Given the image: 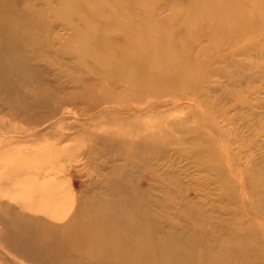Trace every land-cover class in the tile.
Segmentation results:
<instances>
[{
    "label": "bare ground",
    "instance_id": "1",
    "mask_svg": "<svg viewBox=\"0 0 264 264\" xmlns=\"http://www.w3.org/2000/svg\"><path fill=\"white\" fill-rule=\"evenodd\" d=\"M132 1L126 5L124 0H0V259L5 264H22L18 256L37 264H264V230L257 231L261 225L253 217L259 212L264 216V152L259 151L264 140L257 149L240 145L242 132L226 129L238 123L236 118L218 116L213 120L227 141L222 150L201 127L190 123L189 111L180 114L185 107L200 108L201 104L189 101L193 98L186 97V105L177 102L173 106V100L171 110L154 104L140 109L116 108L110 102L125 97L113 98L109 89L106 93L105 86L96 81L97 76L83 70V65H92L83 53L87 54L94 41L104 63V53L121 60L124 68L142 63L135 53L136 40L106 31L109 21L124 7L136 10L145 3ZM251 1L216 0L219 4L200 18L203 22L219 18L216 32L238 45L248 29L264 27L257 23L256 11L248 9L253 6ZM192 2L199 7L211 0ZM105 6L112 13L108 17L102 15L108 10ZM88 27L91 32L87 37L94 36V41L84 42L83 49L69 48ZM206 31L211 34L210 27ZM258 38L243 52L256 55L258 48L264 47V37ZM180 42L172 44L178 58L176 84L193 94L201 88L198 96L203 98L217 93L219 85L209 78L210 70L202 80L187 76L185 71L192 69L193 60L200 61L202 56L190 51L189 60H184L189 49ZM235 47L231 58L219 56L233 66L243 60L241 47ZM155 48L156 43L149 52L158 54ZM131 54L138 59L132 60ZM167 54L164 51L159 56ZM242 71L247 78L246 70ZM226 75L222 71V76ZM150 94L160 96L162 92ZM72 113L77 117L65 127L74 130H60ZM255 118L261 121L258 115L240 117L248 138L264 136L260 129V133L252 130L255 122L248 126ZM254 148L259 155L249 154ZM72 149L80 150L85 163L97 170L89 186L62 173L71 166L66 158ZM210 152L211 160L207 159ZM179 159L190 162L176 163ZM144 167L161 176L166 194L177 201L175 208L181 211L177 220L163 211L165 207L159 209L163 195H147L142 185L134 184L135 172ZM192 167L228 185L229 195L236 193V174L244 183L238 196L252 191L257 198L243 203L239 199L235 216L218 218L214 211L209 212L207 203H198L193 193L188 196L183 178ZM98 187L107 188L105 198L98 193L88 195ZM20 189L23 193L15 200L3 198L5 193ZM245 222L248 230L242 227Z\"/></svg>",
    "mask_w": 264,
    "mask_h": 264
},
{
    "label": "rangeland",
    "instance_id": "2",
    "mask_svg": "<svg viewBox=\"0 0 264 264\" xmlns=\"http://www.w3.org/2000/svg\"><path fill=\"white\" fill-rule=\"evenodd\" d=\"M124 1H126V5L133 4L132 0L130 2L127 0ZM144 1L145 3L143 7L136 10H129L124 7L118 14H116L112 21H109L108 26H106L109 27V29L106 30L108 34H112L113 36H119L122 38L126 35L136 41H139V39L142 38L140 43L136 41L134 43L137 47V51L135 53L139 54L140 60H142L139 67L129 66L124 68L122 67L124 64L121 60H117L116 58L114 59V56L105 55V53L103 54L106 59L105 63L99 60L100 52L96 47L94 36L87 37V35L91 32L90 27H88L86 31L81 32L76 39L71 41L69 44V48L77 50L78 48L83 49L82 46L84 42L94 41L91 49L87 51V54L83 53V55H86L85 57H87L89 62H91L95 67H91L92 65H83V70L92 76H97L96 81H99L105 86L103 89L106 93H108L109 89V93L113 96V98L120 99L125 97L124 99H126L119 102H110L109 105L115 106L116 108L131 107L140 109L150 107L154 104L159 106L158 109H167L168 107V110H171L177 102L184 105H186L189 101L194 103L197 102L201 104L200 108L190 110V107H185L186 110L180 114H189L190 112L192 115L190 123L195 127H201L202 130L205 131L206 136L215 139V144L219 148L221 146V149L223 150V147L227 146V141L223 138L220 127L215 124L213 119L218 116L224 118L225 115H231L236 118L238 123L235 126H232L231 124L226 129L229 131H231V129L236 130L237 132L241 131L243 136L240 135L238 143L247 147L255 146L257 149L258 145L263 143L264 136L262 137L255 134L254 136H250L248 138L246 128L240 123V117L247 116L248 119H251L254 115H258L261 121L257 122L255 118L248 124V126H252L253 122H255L256 125L252 127V130L260 133V129L264 133V47L258 48L256 55H250L247 52H243V50L244 48H247V51H249L250 47L254 45V42H258V37H264V27L263 29L258 26V28L251 27L246 31L243 41L238 42V45H236L225 41V35L222 36L216 32L215 25L219 22V18L216 19L214 17H210L206 22H203L200 18V15H204L203 12L207 13V11L211 9L215 3H217L216 0H211L209 5L205 3L199 7H196L192 0ZM262 1L263 0H254L251 1L253 6L250 7V5H248V9L256 11L257 23L260 24H264V4H261ZM245 7L246 6H244V8ZM105 9H108V6H105ZM109 13L110 9L105 12L102 11V15L105 17L112 14ZM78 14L81 18L87 17L83 16L82 13ZM107 14L109 15L107 16ZM106 21H108L107 18L105 19V22ZM83 22L86 23L83 20H81L80 23ZM209 27L211 34H208L206 31ZM202 39L203 41H201ZM175 41L178 43L181 41V45H184L185 49H189L185 52V56L183 57L184 60H189L190 51H192L195 56L196 54L198 57L202 56L200 61L193 60L192 69L185 71L187 76L193 74L198 78V80H202L205 75V71L210 70L211 75H209V78H211L214 83L219 85L217 93H211L208 98H203L198 96V92L201 88L195 91L197 94H193L191 92H186L184 89L185 86L183 87L176 84L175 77L177 78L178 76L176 72V63L178 58L176 57L175 47L172 46ZM155 43V49L158 54H156L155 51L154 53L149 52L153 49V44ZM235 46H237V48L241 47V52L243 53L240 58H243V60L240 64L233 66L229 63V60L223 61L219 56L220 53H222L231 58L233 56L231 52L236 48ZM164 51H167L168 54L165 58H161L159 54ZM133 55L134 54H131L129 57H132V60L136 61L138 58ZM235 58H237V55H235ZM104 69L107 70L108 77L106 76V71ZM242 70H246L245 72L248 75L245 79L243 78L244 72ZM222 71H225L227 75L222 76ZM113 85L116 86L115 90L112 89ZM154 90H161L162 95H151L150 93ZM186 97H191L193 99L187 101ZM245 99L249 101V105L251 104L250 108L246 105ZM173 100H175L174 105L171 104ZM210 101L214 102L215 105L209 106ZM131 104L133 105L131 106ZM171 115L173 117L174 113L172 112ZM75 116L76 115L72 113L71 116L66 118V123L63 126L64 129L60 130L64 132H72L74 129H66L65 126L72 123ZM146 118L149 119L148 117ZM54 130L55 129H53V131ZM215 131L218 132L216 133ZM53 133H55V131L52 132V134ZM216 134H219L222 138ZM73 143L76 145V141H73ZM18 146H22V143L18 144ZM99 146L104 148V145ZM255 148L253 150H249V154L253 153L252 156L259 155L256 154L258 152ZM259 151L264 152V147ZM80 152L81 151L77 149L70 150V154L66 159L70 160L69 165L71 166H69V169L63 171L62 173H66L68 177L78 180L83 184H88L89 186L93 183L92 175L96 174L97 170L93 168L91 164L85 163L86 159H82L83 156ZM209 155L210 158L207 159L211 160L214 158L211 152ZM194 160L198 159L194 157ZM178 161H180V159ZM205 161L208 162L209 160ZM183 162H190V160H181L176 163ZM59 165L60 163L58 166ZM191 170L192 172H190L189 176H184L183 178L185 183L188 185V196L190 197V194L192 195L193 193L198 200V203L204 205L207 203L208 205L205 206L209 209V212L214 211V214H216L218 218L224 216L230 220V218L236 215V211L239 210L238 205L241 204L240 200L243 203L244 200L254 201L255 198H257V195H254L252 191L242 196L239 194L238 196V193L244 189V183H241L240 177H237L236 174V193L229 195L227 190L228 185L217 182L215 180L216 178L214 179L211 174H208L207 176V173L199 172L196 167H192ZM232 177L233 176H231V179ZM133 178L134 184L142 185L143 191L145 192L146 190L147 195H163L160 202L161 205L158 206L159 209L165 207L163 211L173 214L175 220H177L178 217H181L180 208H175L174 205L177 204V201H175L172 197L170 198L169 195L166 194V191H168L167 188L163 187V184L159 181L161 176L157 175L153 169L144 167L136 171ZM61 179H58V181ZM225 183L231 184L229 182ZM173 187H175L174 190H179L176 186ZM2 191L3 186H0V192ZM137 191L141 192L142 190ZM22 193L23 191L21 189L17 192H7L3 195V198L13 201L15 200V197ZM95 193H98V195L105 198L107 188L98 187L96 189H92L88 195ZM182 213L186 214L187 212L183 210ZM259 213L253 217L256 219L255 223L261 225L260 228L257 225V231L261 233V231L264 230V216L262 215L263 217H261ZM242 227L248 230L247 222L243 223ZM254 230L256 231V229ZM17 258L22 262V264H37L36 262L27 260L22 256H18ZM236 261L237 263H241L240 259H236ZM0 264L5 263L0 259Z\"/></svg>",
    "mask_w": 264,
    "mask_h": 264
}]
</instances>
